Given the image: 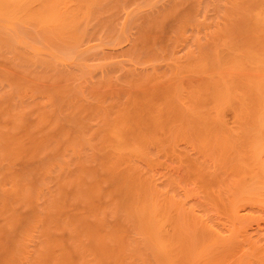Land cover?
<instances>
[{
	"label": "bare ground",
	"instance_id": "6f19581e",
	"mask_svg": "<svg viewBox=\"0 0 264 264\" xmlns=\"http://www.w3.org/2000/svg\"><path fill=\"white\" fill-rule=\"evenodd\" d=\"M260 199L264 0H0V264H264Z\"/></svg>",
	"mask_w": 264,
	"mask_h": 264
},
{
	"label": "rangeland",
	"instance_id": "374dc122",
	"mask_svg": "<svg viewBox=\"0 0 264 264\" xmlns=\"http://www.w3.org/2000/svg\"><path fill=\"white\" fill-rule=\"evenodd\" d=\"M189 32L191 33V31H189ZM130 42H131L130 40L129 41L128 40L125 41L121 45L115 47V51H118L119 49L122 50V48L123 49H127L130 46ZM92 43H95V42H92ZM182 50L184 51L183 48H182ZM229 119H230L231 122L234 121L232 116H229ZM163 181H165V177L164 176L159 179V182H163ZM188 187L189 186L187 184H184L180 188V192L181 193L185 192V189L188 188ZM195 198L196 197L192 198L191 200H194L195 203L199 204L200 203V198L197 199V200H195ZM263 203H264V199L255 200L254 204L249 207V209L254 208L253 211L249 210V209H247V210L243 209V212L245 213V212L248 211V213H253L255 215H259L260 214V216H257V219L253 221L252 226L249 228L248 234L250 236H253L254 239L258 240L261 243V245L264 247V204ZM197 208L203 209V207H198V206H197ZM214 212L215 211L208 212V214H206L205 217L208 218L210 221L212 220V222H214V223H221V221L223 222L224 220H222V219L224 217H222V216H220V215H218V214H216ZM213 219H214V221H213ZM216 221H218V222H216ZM224 234H229V232H224ZM245 250L247 252L248 250H250V248L246 247L244 249V251Z\"/></svg>",
	"mask_w": 264,
	"mask_h": 264
}]
</instances>
